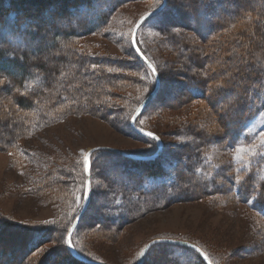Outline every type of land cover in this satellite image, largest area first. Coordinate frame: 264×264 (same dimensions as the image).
<instances>
[{"label":"trees","instance_id":"1","mask_svg":"<svg viewBox=\"0 0 264 264\" xmlns=\"http://www.w3.org/2000/svg\"><path fill=\"white\" fill-rule=\"evenodd\" d=\"M128 1L130 0H7L3 3L0 7V79L5 80L8 89L0 94V151L14 154L16 142L20 138L68 115L89 114L107 120L114 126L120 123L116 116L119 108L110 103L111 99L116 96V89L141 82L134 73H128V70L134 71L136 67L142 69L146 65L133 50L134 64L129 65L108 54H92L79 46L78 42L85 36L98 34L112 14ZM26 2L28 5L23 7ZM100 3H103V9L95 11V5ZM53 4L58 5H55L56 9L51 16L55 22L59 19L63 24L54 23L49 29L50 35H44L47 40H51L47 48L58 53L54 64L48 67L40 60L44 51L29 48V42L42 40L47 29L41 25L32 24V28L26 26L46 10L47 6ZM225 4L237 8L229 10ZM171 12L175 19L166 18ZM159 15L161 20L155 18L154 30L165 38L170 52L179 60L175 75L180 80L172 81L173 88L181 94L177 102L182 103V100L187 99L199 104L195 113L193 112L195 116H191L192 112H189L187 116L191 119L182 123L180 130L188 137L186 142L177 147L176 156L165 155V145L162 144L156 155L154 152H157L158 145L151 152L145 150L134 154L144 155L140 157H146L145 159L123 157L104 150L92 157L89 202L71 234L74 250L89 261L104 264V261L84 255L73 236L86 217V211L96 200L93 178L102 182L105 191L98 196L100 199L103 197V201H100L99 209L92 215V226L115 239L126 224L152 209L163 207L171 201L210 195L211 188H206L201 182L200 185L197 184L194 165L188 166L187 162L193 156L204 153L208 145L226 146L246 141L249 139L246 128L254 118L264 113V0H167V6L156 17ZM73 16L80 17L74 20ZM202 23L207 32L199 34ZM185 31L193 36L184 33ZM139 49L157 69L159 85L150 100L152 101L158 97L163 85L162 71L151 57L145 55L141 47ZM110 68L119 71L110 72ZM13 69L16 73L11 72ZM3 88L5 87L0 89L4 90ZM225 97H228L226 101L218 106L219 100ZM141 100L142 98L132 108L129 120L118 126L136 139L145 140L147 137L134 127L142 128L140 117L151 110H158L160 106L155 107L152 102H148L132 127L130 118ZM205 106L208 109L203 108ZM228 123L232 125L229 126ZM110 157L121 161L118 164L123 166L122 175L127 180H134L135 185L117 184L105 174L101 163ZM172 159L176 161L173 170L171 169L175 177L171 181H165L168 173L165 164L168 167ZM261 162L264 163V155H260L252 168L259 167ZM79 167L83 185L73 195L77 212L80 207H77L76 199L83 197L86 181L82 164ZM68 173L65 167L47 166L36 180L41 188H53L65 185ZM214 179L215 177L209 181ZM258 179L259 177L251 175L245 176L238 191L241 197L254 194L252 211L259 218V229L264 231V181ZM82 200L83 198L80 204ZM133 201L140 204L139 208L132 204ZM1 217L5 216L0 215L2 228L25 231L17 227V224L8 222L6 217ZM73 220L69 221L66 232ZM34 234L41 240L30 245L26 255L51 237V232L45 229L34 231ZM156 244L150 246V252L144 257L142 264L148 258L161 260L164 264H184L175 255L168 253L169 248L192 251L197 259L194 264H205L199 254L189 247L164 242ZM200 248L207 254L211 264H215L211 255L203 247ZM61 251V260L68 264H91L75 258L66 244L61 247ZM4 253L3 250L0 251V255ZM47 257L30 264H44ZM26 260L28 261V257Z\"/></svg>","mask_w":264,"mask_h":264},{"label":"rangeland","instance_id":"2","mask_svg":"<svg viewBox=\"0 0 264 264\" xmlns=\"http://www.w3.org/2000/svg\"><path fill=\"white\" fill-rule=\"evenodd\" d=\"M5 1L7 0H0V7ZM155 2L156 0L128 1L112 14L108 23L103 25L98 34L81 38L78 42L79 46L92 54H108L122 59L121 61L129 65L134 64L131 31L141 15L154 9ZM102 4H96L94 10L103 9ZM26 5H28L27 2L22 6ZM55 5L47 6L46 10L44 9L39 16L30 20L29 25L26 26L32 28L34 24L47 29L41 37L44 41H30L29 48L42 49L44 52L40 60L48 67L54 64L58 53L47 48L51 40H47L46 36L50 35L49 29L54 23L62 22L63 24L62 20L58 19L55 22L51 16L52 11L56 9ZM225 6L229 10L237 8L234 5L225 4ZM31 9L33 12V8ZM162 9H159L153 17L151 16V19L142 23L135 34L137 47H141L145 55L151 57L162 71L163 85L160 93L156 99L148 101L160 108L144 113L140 117L144 131L154 133L159 139L145 135L147 139L138 140L118 126H122V122L129 120V113L135 104L141 98L145 99L147 93L149 94L154 88L151 71L145 66L142 69L136 67L134 71L128 70V73H134L133 75L141 82L138 81V85L129 84L116 89V96L111 99L110 103L114 104L117 109L119 108L117 112L119 114L116 115L120 122L117 123L118 125L114 123V126L95 115H68L47 126L38 127L20 138L16 142L17 147L14 154L0 151V215L5 216L8 222L17 224V227L25 230L6 229L0 226V251L5 252L4 255H0V264H30L45 256L48 257L44 264H60V262L68 264L61 260V247L66 244L67 225L71 219H75L73 214L77 213L73 195L83 185L79 166L82 164L84 169L83 154H86L89 148H113L125 153L126 156L122 155L123 157H128L145 150L151 152L152 148L155 149L161 142V146L165 145V155L176 156L177 147L187 141L188 136L182 133L180 128L184 121L191 119L187 116L189 112H192L191 116H195L193 112L195 113L199 103L187 101V99L182 100V103L177 102L181 94L173 88L172 81L180 80L175 75L179 60L170 52L171 49L166 44L165 38L154 30L155 18L161 20L160 15L156 16ZM7 11L8 9L5 10ZM168 14L167 19H175L173 12ZM79 17L73 16L74 20ZM206 32L202 23L198 33ZM184 33L193 36L190 32L185 31ZM130 67L134 68V66ZM11 72L16 73V70L13 69ZM2 87H5L4 90H1ZM0 88L2 95L8 89L7 83H2ZM227 98H221L218 106L222 105ZM203 108L208 109L206 106ZM135 111L136 109H133V113ZM139 113L140 111L136 117ZM228 125L232 124L228 123ZM246 131L249 137L246 141L226 146L208 145L204 153L193 156L187 162L188 166L194 165V176L200 180L197 179V184L200 185L201 182L206 188H211L210 195L197 199L171 201L163 207L152 209L126 224L115 239L113 236L110 238L109 235L100 233L94 225L92 226L94 222L91 219L92 215L99 209L100 201H103V197L100 199L98 196L105 191L102 182L93 178L96 200L86 211V217L82 219L80 227L73 236L76 245L84 255L104 261V264H137V254L149 241L156 238L182 240L198 248L203 247L211 255L215 264H264V231L259 229V218L252 211L255 197L253 193L249 197L247 194L241 197L238 191L240 182L237 183L236 180L237 176L244 178L251 175L264 181V172L260 171L264 170V163L261 162L259 167L252 168L260 155L262 156L261 153H264V148H257L256 155L241 153L242 159H237L235 155L236 148L241 145L248 147L260 145L262 139L260 133L264 132V115L260 113L254 118ZM153 144H155L154 147ZM101 150L109 151L96 149L91 153L89 161ZM245 160L248 162L247 167H242ZM120 162L110 157L101 163V166L105 174L112 177L117 184L135 185L134 180H127L122 175L123 166L118 164ZM169 162L168 167L165 164V170L168 172L165 175V181H171L175 177L171 172L176 161L172 159ZM114 163L117 165L114 166ZM181 163L184 165L183 161ZM47 166L65 167L69 172L64 181L66 184L53 188L39 187V181L36 178ZM213 177L215 179L209 181ZM132 204L136 208L140 206L138 202ZM45 221L55 223H44ZM42 229L51 232L49 241L46 243L42 241V245L26 255L30 245L41 240L34 234V231ZM154 245L157 244L154 243ZM167 251L175 255L179 262L182 261L181 263L194 264L197 262L192 251L184 252L179 248L176 250L169 248ZM153 263L164 264L161 260L155 259L154 261L152 258H148L145 262V264Z\"/></svg>","mask_w":264,"mask_h":264},{"label":"snow or ice","instance_id":"3","mask_svg":"<svg viewBox=\"0 0 264 264\" xmlns=\"http://www.w3.org/2000/svg\"><path fill=\"white\" fill-rule=\"evenodd\" d=\"M167 6V0H156V2L154 3L153 5V8H164ZM150 13L149 12H145L141 17H140V21H143L145 19V17L149 16ZM137 24H139V21L137 22ZM135 29H133L131 31V35L133 37V44L136 43L135 41ZM137 52H139V49H137ZM145 59H147L145 57ZM148 68L151 70L150 72V75L152 76V78L155 80L156 84L159 85V80L156 79V76H157V69L156 67L151 63L149 62L148 63ZM108 71H119V69H108ZM142 78H146V77H142ZM5 81L3 79H0V84L4 83ZM29 87H31V83H29ZM145 91H147V89H145ZM262 115H264V113H262ZM132 119H136L135 116L132 117ZM142 132H144V129L141 128L140 129ZM146 135H148L149 137H152L153 139H159L158 137L155 136L154 133L152 132H146L145 133ZM260 136L262 137L261 139V142H260V145L258 146H251V147H248V146H239L236 148L235 150V155H236V158L237 159H242L241 157V153H248L250 155H256L257 154V148H264V132H261L260 133ZM262 155H264V153H261ZM85 159H84V170L85 171H88V166H89V159H88V154H83ZM247 161L245 160L244 163L242 164V167H247ZM244 178L241 177V176H237L236 177V180H237V183L241 182ZM88 195L89 193L87 191L84 192L83 194V199H87L88 198ZM81 197H77L76 199V204H77V207H81L82 205L80 204V200L82 199ZM249 203H252V201H249ZM73 211H75V209H73ZM44 223H55L54 221H45ZM69 237L71 235V230H69V233H68ZM65 243L68 245L69 248H73L74 245L71 241V239H67L65 241ZM197 251L199 252L200 250L197 249ZM150 252V245H145L144 248H142L140 250V252L137 254V258H141V257H145L146 255H148ZM201 255H203L204 259L205 260H208V256L206 253H201ZM209 264H211V261L209 260Z\"/></svg>","mask_w":264,"mask_h":264},{"label":"water","instance_id":"4","mask_svg":"<svg viewBox=\"0 0 264 264\" xmlns=\"http://www.w3.org/2000/svg\"><path fill=\"white\" fill-rule=\"evenodd\" d=\"M159 9H161V8H156L155 10H153V11H151V12H149L150 13V15L149 16H151V15H153V14H155L156 12H158L159 11ZM149 16H147V17H149ZM147 17H145V19L147 18ZM139 21V24H137V22ZM142 21H140V18L136 21V24H135V26H134V29H135V32H136V29L138 28V26L140 25V23H141ZM135 35V34H134ZM132 40H133V37L131 36V44H132V46H133V48L136 50V52H137V47H136V45L135 44H133V42H132ZM138 54H140V52H137ZM141 56V55H140ZM143 60H144V62L146 63V65L148 66V63H149V61L148 60H146L145 58H142ZM156 79L158 80V78H157V76H156ZM157 87H158V85L155 83V87H154V89L148 94V96L141 102V104L138 106V108L136 109V111L134 112V114H133V116H135L136 117V115H137V113L144 107V105L155 95V93H156V91H157ZM132 116V117H133ZM133 122H134V119H132L131 118V125H133ZM139 132H141V133H146V132H142V131H139ZM96 149H106V150H109V151H111V152H115V153H118V154H121V155H123V156H126V154L125 153H123V152H121V151H119V150H116V149H113V148H108V147H92V148H89L88 150H87V152H86V154H88V159L90 158V155H91V153L94 151V150H96ZM138 158V157H137ZM140 158V157H139ZM141 158H145V157H141ZM84 159H85V157H84ZM86 174L87 175H89V166H88V171H86ZM87 187H88V189H89V182L87 181ZM81 213H82V211L80 212V214L77 216V218L75 219V221H74V223H73V225L71 226V228H70V230L72 231L73 230V228L75 227V225H76V223H77V221H78V219H79V217H80V215H81ZM69 239V238H68ZM156 242H167V243H172V244H177V245H183V246H187V247H190V248H192V249H194V250H196L197 251V249H199L197 246H194L193 244H191V243H188V242H186V241H179V240H173V239H166V238H156V239H153V240H151V241H149L146 245H152V244H154V243H156ZM68 246V245H67ZM69 248V247H68ZM69 250L72 252V250L69 248ZM200 250V249H199ZM198 252V251H197ZM199 253V255L202 257V259L205 261V263L206 264H209V261L208 260H205L204 259V257H203V255H201V253H204V252H202L201 250L198 252ZM77 255V254H76ZM77 256H79V255H77ZM80 257V256H79ZM81 258V257H80ZM142 260H143V257H141V258H139L138 259V262H137V264H141L142 263Z\"/></svg>","mask_w":264,"mask_h":264}]
</instances>
